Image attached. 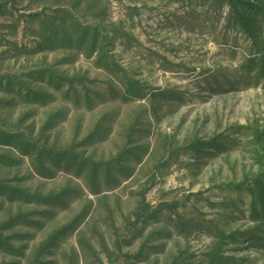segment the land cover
I'll list each match as a JSON object with an SVG mask.
<instances>
[{
	"label": "rangeland",
	"instance_id": "374dc122",
	"mask_svg": "<svg viewBox=\"0 0 264 264\" xmlns=\"http://www.w3.org/2000/svg\"><path fill=\"white\" fill-rule=\"evenodd\" d=\"M0 264H264V0H0Z\"/></svg>",
	"mask_w": 264,
	"mask_h": 264
}]
</instances>
